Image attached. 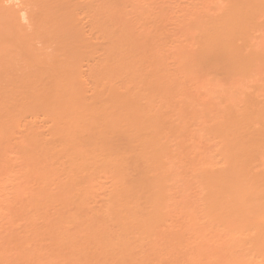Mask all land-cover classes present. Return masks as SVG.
Segmentation results:
<instances>
[{"label": "bare ground", "instance_id": "bare-ground-1", "mask_svg": "<svg viewBox=\"0 0 264 264\" xmlns=\"http://www.w3.org/2000/svg\"><path fill=\"white\" fill-rule=\"evenodd\" d=\"M69 1L0 0V186H11L0 201L12 197L0 215L11 228L15 215L27 221L0 231L12 234L2 238L10 253L0 238V264H28L47 248L53 257L31 264H72L60 255L68 248L73 264L117 263L114 249L119 264H184V233L200 221L215 229L223 264H264V0H177L173 25L161 0H139L141 14L128 0ZM76 53L89 56L86 70ZM36 212L49 217L45 232ZM196 244L186 264L211 257Z\"/></svg>", "mask_w": 264, "mask_h": 264}, {"label": "rangeland", "instance_id": "rangeland-1", "mask_svg": "<svg viewBox=\"0 0 264 264\" xmlns=\"http://www.w3.org/2000/svg\"><path fill=\"white\" fill-rule=\"evenodd\" d=\"M70 1L73 2L74 0H70ZM70 1H69V2H70ZM75 1H76V3H80V2H79L80 0H79V1L75 0ZM82 1H83V0H82ZM85 1L87 2V0H84L83 2H85ZM89 1H90V0H89ZM123 1H125V3H127L126 0H123ZM128 1H130L129 3H127V4H129V5H131V4L134 3V4H133V7H132V5H131V6H130L131 9L129 8L130 10H132V8L134 9V8L137 6L138 2H139V4H140V1H142V0H140V1H139V0H138V1L135 0V1H137V2H134V1H132V0H128ZM151 1H152V3H154L153 0H151ZM151 1H150V3H148V4H152ZM159 1H160V0H159ZM159 1H155V2H158L159 5H161ZM162 1H163V3H165V4L167 3V4H166V6H165V4H164V5L162 4L164 7H162L161 9H162V11H163V10H164L163 8H165V11H166L167 13H165V11H164L163 13L160 12L161 10L159 11V9H160L161 6L159 7L158 10H156V12H157V13H160V14H159L160 17H161L164 13H165V15H166L165 17L170 16V15H168V14H171V16H170L169 18L172 19V25H173V21L175 20L176 16H178V15L180 14V11L182 10L183 7L178 6V5L181 4V3H179V1H177V0H176V2H175V0H169V3H168V0H165L166 2H165L164 0H161V2H162ZM181 1H182V0H180V2H181ZM189 1H190V0H189ZM189 1H187V2L189 3ZM193 1H195V0H193ZM193 1H192V2H193ZM72 2H71V4H73ZM83 2H82V4H83ZM90 2H91V1H90ZM132 2H133V3H132ZM145 2H146V0H145ZM91 3H92V2H91ZM130 3H131V4H130ZM135 3H137V4H135ZM146 3H147V2H146ZM158 3H156V4L154 3V4L157 5ZM183 3H184V1H182V4H183ZM188 3L184 4V6H186ZM87 4H89V3H87ZM87 4L84 3L83 5L86 6ZM139 4H138V5H139ZM143 4H145L144 1H143ZM143 4H142V5L140 4V5H141V8H144V7H143ZM168 4H169L170 6H169ZM173 4H174V5H173ZM182 4H181V5H182ZM73 5H74V4H73ZM75 5H76V4H75ZM89 5L91 6V4H89ZM129 5H128V7H129ZM134 5H135V6H134ZM159 5H158V6H159ZM167 5H168V7H167ZM71 6H72V5H71ZM76 6H77V7H75V6H74V7L77 9V8L79 7V4H77ZM126 6H127V5H126ZM147 6H148V5H146V9H147ZM150 6H151V5H150ZM153 6H154V5H153ZM158 6H157V7L155 6V8L157 9ZM81 7H83V6L80 4L79 9H77L78 11H76L75 9H74L75 11H74V10H71V11H74V12H72L73 15H74L73 18L75 17V18H76L75 21L77 22V20H78V23L80 22L79 19H83V20H81V21L83 22L84 19H85V17H86V16H84V15H85V14H88V13L86 12V13H85L84 15H82L81 18H80V17H79V14H80L79 11H80ZM86 7H87V6H86ZM128 7H127V8H128ZM148 7H149V6H148ZM171 7H172V8H171ZM175 7H176V8H175ZM177 7H180V8H178V9H181V10H179V12H176V11H178V10H177ZM72 8H73V7H72ZM72 8H71V9H72ZM127 8H126V9H127ZM138 8H140V7H138ZM153 8H154V7L151 6V9L154 10L153 12H155V9H153ZM83 9H84V8H83ZM83 9H81V11H82ZM87 9H88V8H87ZM129 9H127V10H129ZM148 9H149V8H148ZM166 9H167V10H166ZM170 9H171V11H170ZM130 10H129V11H130ZM149 10H150V9H149ZM152 10H150L148 13H150ZM168 10H169L170 12H169ZM83 11H85V9H84ZM142 11H143V9H142ZM144 11H145V9H144ZM147 11H148V10H147ZM158 11H159V12H158ZM75 12H76V14H75ZM78 12H79V13H78ZM135 12H136V14H137L139 11L137 12V10H136V8H135ZM77 13H78V14H77ZM83 13H84V12H83ZM157 13H156V14H157ZM174 13H179V14L176 15V16H173V17H172V15H173ZM133 14H134V13L132 12V16H133V17H131V18H134V15H135V14H134V15H133ZM138 14H141V11H140V13H138ZM145 14H146V13H145ZM150 14H151V13H150ZM161 14H162V15H161ZM71 15H72V14H71ZM76 15H77L79 18H78ZM152 15H154V13H152ZM152 15H151V16H152ZM159 15H158V16H159ZM174 15H175V14H174ZM136 16H137V15H136ZM142 16H143V15H142ZM142 16L140 15V17H142ZM146 16H149L150 19H152L150 15H146ZM83 17H84V18H83ZM140 17H139V19H140ZM149 17H145V18H146V19H147V18L149 19ZM155 17H156V16H155ZM165 17H164V15H163V18H165ZM86 18H87V17H86ZM145 18L143 17V20H145ZM156 18H157V17H156ZM163 18H162V19H163ZM169 18H168V19H169ZM135 19H136V18H135ZM137 19H138V18H137ZM137 19H136V21H135L134 23H136V24L139 25L140 23H139V20H138V22H137ZM150 19H149L148 22H152V21H154V20L150 21ZM157 19H158V18H157ZM155 20H156V19H155ZM164 20H165V22H166V23L164 22V23L166 24L165 27H169V29L172 28V27H170L171 25H170V26H167V24L169 25L170 23H167L166 19H164ZM164 20H163V21H164ZM86 21H88V18L85 20V23H86ZM133 21H134V20H133ZM158 21H159V19H158ZM160 21H161V20H160ZM160 21H159V25L162 23V22H160ZM131 22H132V21H131ZM140 22H141V21H140ZM145 22H147V21L145 20ZM145 22H143V23H141V24L143 25V24H145ZM148 22H147V23H148ZM156 22H157V20H156ZM83 23H84V22H83ZM83 23L79 24V27H80L81 25H84V27L88 26L87 24H83ZM136 24H135V25H136ZM141 24H140V25H141ZM150 24H151V23H150ZM150 24H148V25L150 26ZM162 24H163V23H162ZM162 24H161V27H157L158 22L155 23V21H154L153 25H152V24H151V25L154 26L156 29L161 30V28L163 29ZM165 24H164V25H165ZM138 25H137V27H140V26H138ZM164 25H163V26H164ZM146 26H147V25L145 24V27H146ZM149 26L147 27V29L150 28L149 30H151V27H152V26H151V27H149ZM142 27H144V26H142ZM165 27H164V28H165ZM80 28H83V27H80ZM86 29H88V28L86 27V28L83 29V30H84V32L86 31L85 34L88 35V36H86V37L89 38L90 36H89V34H87L88 31H87ZM153 29H154V28H153ZM167 29H168V28H167ZM163 30H164V29H163ZM173 30H174V29H173ZM173 30L171 29L170 31H173ZM151 31H153V30H151ZM165 31H166V29H165ZM154 32H155V31H154ZM174 32H175V30L173 31V33H174ZM169 33H170V32H169ZM173 33H171V35H172ZM173 36H174V34H173ZM88 38H87V39H88ZM89 39H90V38H89ZM84 41H85V40H84ZM84 41H83V42H84ZM86 41H87V40H86ZM89 42H90V41L86 42V44H84V43L82 44V45H83V50H84V48H85L84 46H86V45H87V48H88V45L90 44ZM91 42H92V40H91ZM76 46H77V47L79 46V47L81 48L80 44H77ZM89 46H91V45H89ZM79 47H78V48H79ZM90 48H91V47H90ZM88 49H89V48H88ZM79 50L81 51V49H79ZM85 50H86L87 53H88V50H87V49H85ZM85 50H84V51H85ZM77 51H78V50H77ZM80 51H78V52H80ZM84 51H81V52H84ZM91 51H92V50H91ZM85 53H86V52H85ZM89 54H90V52H89ZM76 55H77V53H76ZM80 55H81V54H78V55H77V59L79 58L78 62L80 63V64H78V66L81 65V64H83V63H86V64L90 65V62H91V61L89 62V60L87 59L89 56H88L87 58H85V56H84L83 59H80L81 57H83L82 55H81V57H80ZM85 55H86V54H85ZM90 55H91V54H90ZM78 56H79V57H78ZM74 57H75V56H74ZM90 59H91V58H90ZM81 61H82V62H81ZM78 62H77V63H78ZM86 64H83V65L86 66ZM81 66H82V65H81ZM82 68H84L83 70H86V69H87V68H85V67H83V66L81 67V69H82ZM88 68H89V67H88ZM81 69H80V70H81ZM82 72H83V71H82ZM84 72H85V71H84ZM7 184L9 185L10 183H7ZM7 184H5V185L7 186ZM181 184H182V183H180V186H181L180 189L182 188L181 191H183L184 194H185V191H186V195L189 194V192H190L191 196H192V194H193V196L195 195V194H194V193H195V190H194V193H193V188H192L191 186H189V191H187V188H185L186 185H185V184H182V185H181ZM10 185H11V184H10ZM10 185H9V186H10ZM182 186H184V188H183ZM10 187H11V186H10ZM10 187L7 186L6 189H9ZM0 188H1V186H0ZM190 188H192V189H190ZM2 189H4V188H1L0 190H1L2 192H1V191H0V192L3 193V191H4L5 194H6V197H7L6 189H5V190H2ZM184 189H186V190L184 191ZM9 191L11 192V189H10ZM9 191H8V192H9ZM10 192H9V195H10V194L12 195L13 193H12V192L10 193ZM5 194H0V196H1V195H4V197H5ZM190 194H189L188 196H190ZM9 195H8V196H9ZM193 196H192V198H193ZM1 197H2V196H1ZM8 198H12V197H8ZM8 198H5V199L8 200ZM5 199H4L3 202L0 201V210H1V207H3L2 205H3V203L5 202ZM93 201H94V200H93ZM1 202H2V205H1ZM91 202H92V201H91ZM94 202H95V201H94ZM95 203H96V202H95ZM95 203H94V206H95ZM4 204H6V202H5ZM47 204H48V203H47ZM50 204H51V203H50ZM55 204H56V203H55ZM57 204H58V202H57ZM57 204H56V205H57ZM59 204H60V203H59ZM89 204H90V203H89ZM96 204H97V203H96ZM4 206H5V205H4ZM44 206H45V205H44ZM49 206H50V205H49ZM51 206L53 207V205H51ZM62 206H63V204H62ZM91 206H93V205H91ZM91 206H89V208H91ZM59 207L61 208V205L57 206V208H59ZM64 207H66V208H64V210L66 209V211H68V212L66 213L65 217H67V216L70 217V216H72V215L74 214V213H73V212H75L74 209H72V210H74V211H73L72 213H70V212H71V211L69 212V210H70L69 208H70V207L65 206V204H64ZM45 208H46V207H45ZM55 208H56V207H55ZM60 208H59V210H60ZM3 209H4V207L2 208V211H3ZM6 209H7V208H6ZM6 209H5L4 211H6ZM48 209H49V208H48ZM62 209H63V208H62ZM43 210H46V209H43ZM43 210H41V211H43ZM50 210H51V208L49 209V211H50ZM9 211H10V210H7V214H8V215H10V214H9V213H10ZM46 211H47V210H46ZM49 211H47L46 213H48ZM56 211L58 212V210H56ZM56 211H54L55 213H54L53 215L56 214ZM60 211H61V210H60ZM66 211H64V214H65ZM0 212H1V211H0ZM8 212H9V213H8ZM50 212H51V211H50ZM62 212H63V211H62ZM2 213H3V212H1L0 214H2ZM4 213H6V212H4ZM36 213H37V212H36ZM41 213H42V212L37 213V214L35 215L36 218L34 219V220H35L34 223L36 224V227H39L40 229H43V230H44V229H45L44 227L47 226V224H43V223L46 222V221L44 220V219H46V218H44L43 215H42ZM52 213H53V210H52ZM60 213H61V212H60ZM39 214H40V215H39ZM49 214H50V213H49ZM49 214H47V215H49ZM5 215H6V214H5ZM8 215H7V217H8ZM51 215H52V214H51ZM51 215H50V216H51ZM2 216H3V215H0V217H2ZM15 216H17L16 218H19V220H17V222L19 223V225H20V223H21V225L23 224V225L25 226V227H24V226H21V227L26 228V226H27V221H26V219H24V217H21L22 215H20V217H19V215H15ZM56 216H57V215H56ZM2 218H3V220L5 219V222H6V216H4V217H2ZM2 218H0V219L2 220ZM8 218H11V215H10ZM14 218H15V217H14ZM54 218H55V217H54ZM70 218H71V217H70ZM12 219H13V217L11 218V220H12ZM48 219H49V217H48L46 220H48ZM1 220H0V224H1L2 226H0V231H1L2 234H3V233L6 234V232L4 231L5 228H7V230L9 229V231H10V229H11V232H12V231H14V229H16V228H14V226H15L16 224L18 225V223L16 222V223L14 224V226H13V228H14V229H13V228H11L12 226H10V225H11V221H10V220H9V221H10V222H9L10 224H8V225H7L8 222L4 223V221H3V220L1 221ZM7 220H8V219H7ZM56 220H57V219H56ZM19 221H20V222H19ZM68 221H69V218H68ZM2 222H3V223H2ZM13 222H14V221H12V224H13ZM72 222H73V221H72ZM72 222H71V223H72ZM195 222H196V221H194V223H195ZM68 223H69V222H67L66 219H65L64 223L61 224L60 226H64V227H63V230H64V231H65V230H67V232H68V231H71V228H72V229H73V232H74V231H75L74 229H77L76 227L73 228V226H75V224L73 223L72 227L70 226L71 228L69 229V228L67 227V225L69 226V224H71V223H69V224H68ZM192 223H193V222H192ZM197 223H198V222H197ZM202 223H203V222H202ZM35 224H34V225H35ZM200 224H201V221L199 222V225H200ZM19 225H18V228H19ZM197 225H198V224H197ZM199 225L196 226L197 229L195 228V230H197V232H195V231L193 230L194 228H192V227H193V226H192L191 228H189V232H187L188 234L184 233L186 236L188 235V237H189V239H187L188 237H185V238H184L185 241L188 240L187 244L190 243V245H188L187 248H186L185 246H182V247H184V249L186 248V249H185L186 251L184 250L186 256H188V255H190V254L192 255V248L190 249V246L192 247L194 244H191V243H195V242L197 241V239H200V238H201V239L199 240V242H196V243H199L198 246L202 247V250H205V252L207 251V252L211 255L210 258H203V259L201 260V264H213V263H214V264H223V262L221 261V259H220L219 257L216 256V252H215L214 250H212V249H213V245H212L211 241H212V239H214V240L216 241V239L218 238L217 235H216L215 229L212 228V226H209V224L207 225V226H209V227H207L206 224L204 223V225H202V228H203V226H204V229H203L204 231L202 230V228H201V226H200V228H201V230H202V232H201V230H200V228H199ZM58 226H59V225H58ZM58 226H57V227H58ZM60 226H59V227H60ZM3 227H4V229L2 230L1 228H3ZM65 227H67L69 230H68V229H65ZM194 227H195V225H194ZM24 228H23V229H24ZM60 228H62V227H60ZM79 228H81L80 230L83 229V227H79ZM160 228H161V227H160ZM7 230H6V231H7ZM61 230H62V229H61ZM110 230H111V227H110ZM158 230H159V229H158ZM191 230H192V231H191ZM3 231H4V232H3ZM23 231H24V230H23ZM64 231H62V232H64ZM112 231H113V230H112ZM159 231H160V230H159ZM26 232H27V231H26ZM40 232H41V231H40ZM44 232H45V230H44ZM44 232H43V233H44ZM67 232H65V233H67ZM194 232H195V233H194ZM198 232H199V233H200V232H201V233L204 232V233L202 234V235H204V238H202L203 236L201 235V233H200V235H201V237H200V236L197 234ZM9 233H10V232H8V234H9ZM14 233H15V232H14ZM20 233H21V229H20ZM20 233H19V234H20ZM23 233H24V232H23ZM33 233H37V232H33ZM33 233H32V234H33ZM47 233H48V232H47ZM65 233H63V234H65ZM71 233H72V231H71ZM2 234H1V235H2ZM8 234H7V235H8ZM12 234H13V232H12ZM12 234H10V235H12ZM29 234H30V232H29ZM32 234H30L29 236H31ZM67 234H68V233H67ZM155 234H156V232H155ZM155 234H154V235H155ZM159 234H160V232H159ZM159 234H158V235H159ZM184 234H183L182 236H184ZM7 235L0 236V238H1L2 246L5 247V248H3V249H4L5 251H8V252L10 253V252H11V249L9 248L10 245L8 246V245H6L7 243H5V242L2 241V238H4L5 236L8 237V238H10V237H9L10 235H9V236H7ZM22 235H27V238L29 237V236H28V233H26V234H22ZM33 235H34V234H33ZM33 235H32V237H33ZM37 235H38V234H37ZM45 235H47V234L45 233ZM150 235H151V234H150ZM154 235H153V236H154ZM15 236H16V235H15ZM17 236L19 237V235H17ZM34 236H35V235H34ZM38 236H39V235H38ZM38 236H36V237H38ZM41 236H42V234H41ZM43 236H44V235H43ZM135 236H137V235H135ZM142 236H143V235H142ZM151 236H152V235H151ZM11 237H12V236H11ZM23 237H25V236H23ZM39 237H40V236H39ZM39 237H38L37 239H39ZM45 237H46V236H45ZM45 237H44V238H45ZM137 237H138V236H137ZM137 237H134V238H132V239L134 240V239H136ZM139 237H140V236H139ZM144 237H145V239H148V238H147V235L145 236V234H144ZM148 237H149V236H148ZM199 237H200V238H199ZM206 237H209L210 240H207V239H209V238H206ZM8 238H7V239H8ZM34 238H35V237H34ZM40 238H41V237H40ZM48 238H49V240H50V237H48ZM48 238H45V239H48ZM153 238H155V237H153ZM190 238H191L192 240H191ZM5 239H6V238H4L3 240H5ZM32 239H33V238H32ZM42 239H43V238H42ZM52 239H54V238H52ZM140 239H141V238H140ZM145 239H143V240H144V243H145ZM184 239H183V238L176 239V240H177V241H176L177 243H176V242H175V243H176V244H180V242L182 241L181 244H183V243H184V242H183ZM28 240H29L30 244L32 245L31 247H35V248L37 249V250L34 249V251L36 250V251L39 252L38 249L41 248L40 250H41V252H42V250H43L42 248H47V247H43V246L41 245V242H40L41 240H40V241L38 240L40 244L37 243L36 239L33 240L34 242H33L32 240H30V238H29ZM148 240H149V239H148ZM201 240H203V241H201ZM204 240H206V241H204ZM5 241L7 242V240H5ZM43 241H44V240H43ZM43 241H42V244H43ZM51 241H53V240H51ZM141 241H142V239H141ZM153 241H154V240H153ZM155 241H158L157 234H156ZM178 241H179V242H178ZM35 242H36V243H35ZM45 242L47 243L48 241H45ZM45 242H44V243H45ZM49 242H50V241H49ZM49 242H48V243H49ZM159 242H161V241H159ZM52 243H54V242H51L50 244H52ZM90 243H91V242H90ZM139 243H140V241H138V244H139ZM144 243L142 242V245H144ZM147 243H148V241H147ZM165 243H166L167 246H171V245H168L167 242H165ZM196 243H195V245H197ZM68 244H69V243H68ZM68 244H67V245H68ZM70 244L72 245V243H70ZM70 244H69V245H70ZM135 244L137 245V242H136ZM135 244H134V245H135ZM185 244H186V243H185ZM187 244H186V246H187ZM40 245H41L42 247H40ZM136 245H135V248H134V246H132V244H131V247H130V248L133 249V250L138 249L139 247L137 248ZM140 245H141V243H140ZM159 245H160V246H165V248H167V246L164 245L162 242H161V244H159ZM174 245H175V244H174ZM195 245H194V246H195ZM45 246H46V245H45ZM57 246L59 247L58 244H57ZM57 246H56V247H57ZM63 246H64V245H63ZM63 246H62V247H63ZM65 246H66V245H65ZM75 246H77V245H75ZM75 246H71V248H72V247H75ZM91 246H92V245H91ZM93 246H95V245H93ZM138 246H139V245H138ZM160 246H159V247H160ZM178 246H179V245H177V246H175V247L173 246V247L175 248L174 251L177 250L178 253H179L180 251L183 250V248H182L181 245H180V247L182 248V250H180V249L178 250V248H179ZM31 247H30V246H24L23 248H24L25 250H27V251H31V252H33V251H32L33 248H32V250H31ZM60 247H61V245H60ZM171 247H172V246H171ZM173 247H172V249H173ZM177 247H178V248H177ZM196 247H197V246H196ZM54 248H55V247L53 246V249H54ZM77 248H78V247H77ZM91 248H93V247H87V248L84 250V251L86 252V254H88V256L91 255V253H93V252H92L93 250H91ZM194 248H195V247H194ZM198 248H199V247H198ZM47 249H49V248H47ZM47 249H44V250H46V252H48ZM51 249H52V248H51ZM51 249H50V250H51ZM61 249H62V248H61ZM61 249H60V250H61ZM73 249L75 250V248H73ZM13 250H14V248H13ZM44 250H43L44 253L42 252V253L44 254V255L42 254L43 256H45V253H46ZM50 250H49V251H50ZM56 250H58V249L56 248ZM64 250H65V249H64ZM66 250H68V251H66ZM66 250H65L63 253H62V252H61V253L59 252L60 255L62 254V255H64L65 258H68V259H66L67 262H68V261H71V263H72V262L74 263V261H73L74 259H72V256H70L71 253H70V254L68 253V252H69V248L66 249ZM71 250H72V249H71ZM76 250H77V249H76ZM194 250H195V249H194ZM18 251H19V249H18ZM18 251L16 250V252H18ZM20 251H21V250H20ZM61 251H62V250H61ZM110 251H111V250H110ZM110 251H109V252H110ZM117 251H118L117 249H114V250H112V251L109 253L110 256L112 255V256L116 259L115 262H117V263H114V264H119V259H118ZM174 251H173V254H174ZM184 251L181 252V253H184ZM14 252H15V251H13L12 253H14ZM25 252H26V251H25ZM50 252H53V251H50ZM70 252H71V251H70ZM72 252H73V250H72ZM78 252H82V251L80 250V251H78ZM188 252H189L190 254L187 255ZM207 252H206V253H207ZM20 253H21V252H20ZM36 253H37V252H36ZM54 253H55L54 255H56L57 252H54ZM73 253H75V254H73V256H74V255L77 256V255H76V252H73ZM83 253H84V252H83ZM95 253H96V252H95ZM106 253H107V255H108V251H106ZM181 253H180V254H181ZM208 253H207V254H208ZM23 254H24V253H23ZM46 254H47V253H46ZM49 254H50V255H49ZM78 254H79V253H78ZM81 254H82V253H81ZM97 254H98V252H97ZM101 254H102V253H101ZM101 254H100V255H101ZM104 254H105V253H104ZM104 254H102V255L104 256ZM173 254H171V256H172ZM180 254L176 255V256H178V258H177L175 255H173V256H175V257L177 258V259H176V262H177V260H178V262H180V261H179V258H180L179 255H180ZM27 255H28V254H27ZM31 255H32V254H30V256H31ZM36 255H37V254H36ZM38 255H39V254H38ZM40 255H41V254H40ZM40 255H39V258H40ZM42 255H41V257H43ZM48 255H49V257H53V254H52V253H48L47 256H48ZM60 255H59V256H60ZM93 255H94V254H93ZM181 255H182V254H181ZM191 255H190V256H191ZM22 256L25 257L24 255H22ZM22 256L20 255V258H19V261H18V262H20V259L23 258ZM47 256H46V258H48ZM57 256H58V255H57ZM59 256H58V257H59ZM81 256H82V255H81ZM81 256H80L79 258H81ZM83 256H84V254H83ZM83 256H82V258H83ZM85 256H86V255H85ZM94 256H95V255H94ZM103 256H102V258H104ZM190 256H189V257H190ZM28 257H29V256H28ZM28 257H27V258H28ZM33 257H34V255H33ZM33 257H32V258H33ZM86 257H87V256H86ZM86 257H85V259H86ZM89 257H90V256H89ZM106 257H107V256H106ZM168 257H170V256H168ZM189 257H187V259H186L185 256H184V254H183V257H181V258H184L185 260H188ZM34 258H36V256H35ZM34 258H33V259H34ZM39 258L37 257L36 259L38 260ZM55 258H56V257H55ZM55 258H53V259H50V258H49V259H45V257H44V258L42 259L43 261H41V263L44 262L43 264H48V263H49V264H53V262H54V263L56 262L55 264H57V263H60V262H61V261L58 262L60 259H57V258H56V259H57V260H56ZM60 258L62 259L61 256H60ZM79 258H78V259H79ZM91 258H92V257H91ZM91 258H90V259H91ZM93 258H94V257H93ZM97 258H98V257H97ZM111 258H112V257H110V259H111ZM170 258H171V257H170ZM172 258H173V257H172ZM181 258H180V259H181ZM24 259H26V257H25ZM24 259L22 260V263H23ZM33 259H32V262H31V261L29 262L30 264L33 263ZM36 259H34V260L36 261ZM44 259H45L46 261H44ZM69 259H71V260H69ZM76 259H77V257H76ZM76 259H75V260H76ZM94 259H96V257H95ZM94 259H92V260H93L92 262L95 263V264H97L98 262H97V263L94 262ZM106 259H107V258H106ZM208 259H209V260L211 259V261H212L213 263H212V262L210 263ZM16 260H17V259H16ZM26 260H27V259H26ZM28 260H29V259H28ZM40 260H41V259H40ZM40 260H39V261H40ZM66 260L64 259V261H66ZM97 260H98V259H97ZM104 260H105V259H104ZM104 260L100 258L99 261H101V262L98 263V264H106L107 261H104ZM173 260H175V259L173 258ZM185 260H184V264H186V263L188 262V261L186 262ZM35 261H34V263H35ZM50 261H51V262H50ZM52 261H53V262H52ZM62 261H63V260H62ZM89 261H91V260H89ZM189 261H190V260H189ZM26 262H27V261H26ZM36 262H38V261H36ZM76 262L80 263V259H79V261H75V263H76ZM87 262H88V261H86V263H87ZM92 262H88L87 264H89V263L92 264ZM103 262H104V263H103ZM105 262H106V263H105ZM110 262H111V261H110ZM178 262H177V263H178ZM182 262H183V260H182ZM15 263H17V262H15ZM22 263H21V264H22ZM27 263H28V262H27ZM29 263H28V264H29ZM38 263H40V262H38ZM64 263H66V262H64ZM73 263H72V264H73ZM78 263H77V264H78ZM86 263H85V260H83V262H81L80 264H86ZM111 263H112V262H111ZM180 263H181V262H180ZM192 263H193V262H191V264H192ZM18 264H19V263H18ZM25 264H26V263H25ZM60 264H61V263H60ZM62 264H63V263H62ZM66 264H67V263H66ZM108 264H110V263H108ZM112 264H113V263H112ZM181 264H183V263H181ZM189 264H190V262H189ZM196 264H200V263H196Z\"/></svg>", "mask_w": 264, "mask_h": 264}]
</instances>
